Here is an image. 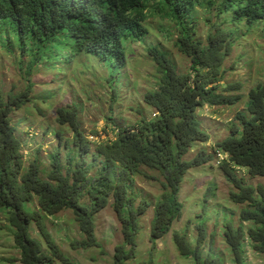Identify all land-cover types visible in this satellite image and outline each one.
Returning <instances> with one entry per match:
<instances>
[{"label":"trees","instance_id":"16d2710c","mask_svg":"<svg viewBox=\"0 0 264 264\" xmlns=\"http://www.w3.org/2000/svg\"><path fill=\"white\" fill-rule=\"evenodd\" d=\"M149 1L0 0V34L3 28H9L22 51L26 47L35 51L29 67L42 58L46 60L47 54L52 60L61 61L79 54L109 64L117 61L121 63L117 68L122 69L126 41L136 38L141 42L147 35L141 23ZM150 2L157 9L162 6L165 10L162 15L176 25L174 46L189 61L188 72L179 73L165 52L148 49L156 83L154 89L143 95L142 102L155 114L153 118H143L135 129L119 130L112 141L91 143L82 134L78 107L71 104L58 108L56 123L72 134L70 139L62 140L64 133L56 131L58 143L66 153V171H62L57 149L51 157L49 172L41 178L35 160L24 166L21 141L11 125L12 113L31 102L30 84L15 96L9 94L5 100L0 97V210L6 213L13 229L21 264H53L54 260L65 263L66 258L51 238L45 220L66 210L72 212L84 238L79 246L98 248L92 218L110 200L122 235V244L114 249V264L134 259L137 220L151 206L144 199L135 205V180L153 181L161 189L149 224V241L155 245L181 216L178 193L183 177L189 170L212 162L216 151L226 155L218 168L231 186L228 200L234 205H244L239 221L252 224L246 233L241 226L224 224L223 237L233 263L244 264L245 236L252 251L264 260V185H248L237 175L238 169H244L249 177L264 181V83L249 91L245 112L237 114L229 137L218 142L212 154L202 149L185 160L196 144L209 141L208 134L199 126L197 110L204 105L232 106L239 101L238 97L224 95L233 86L221 88L222 67L238 38L240 23H245L248 29L259 23L264 26V0ZM197 8L207 11L208 16L203 21L209 26L203 39L196 37ZM108 75L114 102L118 99L117 89ZM33 200L36 208L29 210ZM31 224L49 253L30 238ZM196 231L194 248L184 237L173 234L178 254L191 259L193 264H223L211 253L202 255L207 235L201 225Z\"/></svg>","mask_w":264,"mask_h":264},{"label":"rangeland","instance_id":"374dc122","mask_svg":"<svg viewBox=\"0 0 264 264\" xmlns=\"http://www.w3.org/2000/svg\"><path fill=\"white\" fill-rule=\"evenodd\" d=\"M150 1L143 11L144 19L141 23L147 35L141 42L136 38L126 41V61L122 69L117 68L121 64L117 61L109 64L79 54L72 59L65 57L66 61L52 60L47 54L46 60L42 58L29 67L35 51L30 47L22 51L14 31L3 28L0 34V97L5 100L9 94L15 96L30 84L31 102L12 113L11 125L15 126V135L21 141L24 166L35 160L41 178L49 172L51 157L57 149L62 171H66V153L63 145L58 143L56 131L64 133L62 140L70 139L72 134L68 128L56 123L55 111L58 108H67L71 104L78 107L81 131L89 142L112 141L119 130L135 129L143 118L150 119L155 115L142 102L143 95L154 89L156 83L154 64L148 49L165 52L176 71L188 72L189 61L174 46L176 25L168 16L162 15L165 11L162 6L157 9L155 3ZM196 10V37L203 39L209 27L203 23L208 17L207 11L202 8ZM214 20L212 17L211 22ZM236 34L238 38L222 67L223 79L220 85L221 88L233 86V90L224 95L238 97L239 101L232 106L204 105L197 110L199 126L208 134L209 141L196 144L185 160L202 149L212 154L216 144L229 137V128L237 123V114L245 112L249 91L264 83V26L259 23L248 29L242 22ZM117 72L120 73L116 75ZM108 74L112 76L110 81L117 89L118 99L114 102L111 100L113 88L107 82ZM224 158L222 152H216L212 162L185 174L178 193V201L182 206L181 216L173 222L168 234L157 240L155 245L149 241V224L152 209L160 199L161 189L153 181L135 180V205L144 199L151 206L137 220L134 259L124 264H193L191 259L178 254L172 236L174 233L181 235L194 248L196 227L200 225L205 228L207 235L202 255L211 253L223 264H234L224 241V224L230 222L234 227L241 226L245 233L252 228V224L239 221V213L245 206L234 205L228 200L231 186L218 168ZM237 173L248 185H264L262 179L249 177L244 169H238ZM36 205V200H33L28 209H34ZM92 222L98 248L79 246L84 238L71 211H63L45 220L51 238L66 258L65 263L54 260L53 264H114V249L122 244V235L111 209V200L104 210L93 216ZM29 235L44 252L49 253L33 224L29 227ZM242 251L244 264H264V260L252 251L246 236L242 242ZM20 256V251L14 246L13 229L7 222V215L0 210V264H21L18 262Z\"/></svg>","mask_w":264,"mask_h":264},{"label":"built area","instance_id":"2783aa9c","mask_svg":"<svg viewBox=\"0 0 264 264\" xmlns=\"http://www.w3.org/2000/svg\"><path fill=\"white\" fill-rule=\"evenodd\" d=\"M216 152H217V153H220L219 151H216ZM216 152H215V153H216ZM222 154H223V153H222ZM223 155L225 156V158H224V160H225V159H226V155H225V154H223ZM222 160H223V159H222Z\"/></svg>","mask_w":264,"mask_h":264}]
</instances>
